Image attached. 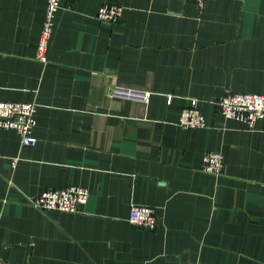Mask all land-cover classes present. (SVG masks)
Here are the masks:
<instances>
[{
	"label": "crops",
	"instance_id": "obj_1",
	"mask_svg": "<svg viewBox=\"0 0 264 264\" xmlns=\"http://www.w3.org/2000/svg\"><path fill=\"white\" fill-rule=\"evenodd\" d=\"M122 7L104 24L102 3ZM0 0V101L33 102V146L0 130V256L10 264H264V118H226V92L264 93V0ZM114 88L149 91L148 103ZM170 96V103L167 100ZM201 127L177 122L190 99ZM223 153L220 175L201 170ZM14 161V162H13ZM83 186L78 213L26 202ZM154 209L158 226L128 221Z\"/></svg>",
	"mask_w": 264,
	"mask_h": 264
},
{
	"label": "built area",
	"instance_id": "obj_2",
	"mask_svg": "<svg viewBox=\"0 0 264 264\" xmlns=\"http://www.w3.org/2000/svg\"><path fill=\"white\" fill-rule=\"evenodd\" d=\"M194 2L202 8L207 0H182ZM45 18L42 27L41 39L38 45V58L45 61L47 40L53 29V18L59 8L60 0H45ZM122 7L118 4L102 3L95 14L98 22L104 24L116 23L121 15ZM114 95L148 103L150 92L137 91L131 88H114ZM170 96L167 100L170 103ZM214 104L226 118H233L253 125L257 120L264 118V93L260 92H226L214 100ZM36 104L21 101H0V130H12L17 133L20 143L33 146L37 138L33 135L36 124ZM177 124L183 128L201 127L204 118L197 106V99L189 100L180 111ZM14 162V161H13ZM224 157L219 151H206L202 156L201 170L205 173L220 175L223 171ZM88 191L83 186L71 185L64 188H46L36 196H27L26 202L42 212L56 211L78 213L86 204ZM128 221L130 224L152 230L158 226V218L150 206L141 204L129 205ZM0 264H10L0 256Z\"/></svg>",
	"mask_w": 264,
	"mask_h": 264
}]
</instances>
